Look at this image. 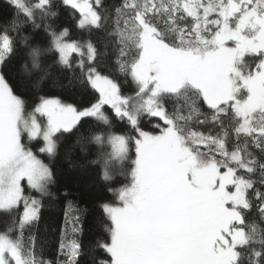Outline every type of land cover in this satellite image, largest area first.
I'll use <instances>...</instances> for the list:
<instances>
[{
	"label": "snow or ice",
	"instance_id": "6c2138e0",
	"mask_svg": "<svg viewBox=\"0 0 264 264\" xmlns=\"http://www.w3.org/2000/svg\"><path fill=\"white\" fill-rule=\"evenodd\" d=\"M6 4L13 11L0 14V213L8 217L0 264H80L84 210L70 200L56 258L44 259L34 236L24 240L42 206L31 191L50 195L62 140L73 167H84L77 146L84 160L90 144L113 147L87 160L112 196L99 204L107 236L91 264H264V0ZM61 8L79 14L78 29L107 32L115 69L91 39L56 24ZM66 73L82 95H98L80 103L46 91L64 87ZM116 73L136 84L134 95L122 92ZM116 121L130 132L113 133Z\"/></svg>",
	"mask_w": 264,
	"mask_h": 264
},
{
	"label": "trees",
	"instance_id": "16d2710c",
	"mask_svg": "<svg viewBox=\"0 0 264 264\" xmlns=\"http://www.w3.org/2000/svg\"><path fill=\"white\" fill-rule=\"evenodd\" d=\"M121 0H104L107 8L118 6ZM13 9L6 4V0H0V14L10 15ZM79 14L73 13L71 9H60V15L56 19V24L68 27L71 30L74 38H80L84 40L91 39L97 44L98 49L101 52H107L102 63L107 65L108 68L115 69V54L111 47L112 38L106 31L93 30L91 33L88 31L80 30L76 27V19ZM110 31V29H109ZM43 33L41 32L38 39H43ZM108 44L109 47L105 49L104 45ZM116 78L121 83V90L125 95H134L136 90V84L130 77H125L122 74L116 73ZM65 76H71L70 73H66L61 76L60 79L64 85L62 88H52L49 84L46 91L50 90L55 95H60L68 102H80L86 103L88 100L93 99L97 93L94 90L89 89L87 95L81 94V88L78 83L68 84V79ZM32 97L29 96L31 102ZM106 109L111 115V109L106 106ZM146 130H150L152 124L148 121H144ZM101 128L104 126L101 125ZM206 130V129H205ZM83 131V130H82ZM111 131L115 134H125L130 132L129 127L124 122L116 121L113 124ZM75 144V138H73L68 147ZM64 145L62 140V148L58 158L51 163L54 164L56 169V183L50 186V195L41 196L36 191H31V195L41 200L40 219L38 224L26 229L24 232V240L27 243L29 236L36 238V249L38 252H42L43 258L51 260L57 257V249L60 243V238L65 224V213L67 211L68 201H72L82 211L81 224L83 227V233L79 237L83 245V254L80 257V264H91L94 256H99L100 252L95 248L97 240L105 238L107 233L104 228V217L99 208V204L104 200H111L112 196L106 189L103 182L99 180L100 168L98 165H89L87 160L96 159L100 153H111L113 147L110 144H105L102 147L95 144H90L87 147L88 157L87 160L83 159V154L80 152L79 146L76 147L74 156L84 163V167H73L64 156ZM130 157L134 159V150L129 153ZM42 160L45 163H50L47 157L42 156ZM119 167V165H115ZM124 167H127V162ZM118 180L123 181L122 177H118ZM116 186H119L118 184ZM65 193H68L65 197ZM20 211H23L21 207ZM8 223V217L0 213V232L5 231L6 224ZM106 258V254H105Z\"/></svg>",
	"mask_w": 264,
	"mask_h": 264
},
{
	"label": "rangeland",
	"instance_id": "374dc122",
	"mask_svg": "<svg viewBox=\"0 0 264 264\" xmlns=\"http://www.w3.org/2000/svg\"><path fill=\"white\" fill-rule=\"evenodd\" d=\"M32 143H33V145H35V144H36V141H33ZM33 150L35 151L36 149L34 148ZM42 156H44V155H43V154H40V158H41Z\"/></svg>",
	"mask_w": 264,
	"mask_h": 264
}]
</instances>
